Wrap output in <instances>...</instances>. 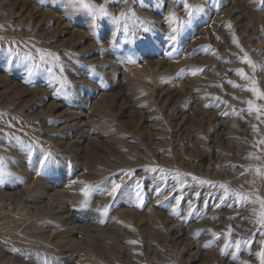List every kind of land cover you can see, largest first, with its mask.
<instances>
[{"label":"rangeland","instance_id":"374dc122","mask_svg":"<svg viewBox=\"0 0 264 264\" xmlns=\"http://www.w3.org/2000/svg\"><path fill=\"white\" fill-rule=\"evenodd\" d=\"M88 2L0 0V264H262L264 0Z\"/></svg>","mask_w":264,"mask_h":264},{"label":"bare ground","instance_id":"6f19581e","mask_svg":"<svg viewBox=\"0 0 264 264\" xmlns=\"http://www.w3.org/2000/svg\"><path fill=\"white\" fill-rule=\"evenodd\" d=\"M144 6V5H143ZM193 7V6H192ZM191 7V8H192ZM106 8V7H105ZM104 8V9H105ZM112 11H113V9H112ZM133 13V12H132ZM141 14V13H140ZM139 16V15H138ZM144 16V15H143ZM141 19V18H140ZM180 19V18H179ZM187 19V18H186ZM126 20H128V19H126ZM142 20V19H141ZM129 21V20H128ZM121 22V21H120ZM131 22V21H130ZM115 23V22H114ZM120 24V23H119ZM255 25V24H254ZM128 26V25H127ZM126 26V27H127ZM129 29V28H128ZM133 29V28H132ZM131 29V30H132ZM137 29V28H136ZM244 30H246V28L244 29ZM133 31V30H132ZM132 101H135L134 99L132 100ZM133 106H139L138 104H136V103H133ZM148 110V109H147ZM1 132H0V137H1ZM125 135V134H124ZM4 135H2V137H3ZM15 142V141H14ZM11 143H12V141H11ZM16 143V142H15ZM14 144V143H13ZM15 145V144H14ZM12 148V147H11ZM11 151V150H10ZM9 155V154H8ZM15 155V154H14ZM4 157V156H3ZM15 157V156H14ZM5 158V157H4ZM9 158V157H8ZM104 163V165H106V166H108V167H114L113 166V164H111V163H109V162H107V161H104L103 162ZM102 163V164H103ZM98 164V163H97ZM110 169V168H109ZM1 173V172H0ZM91 175H92V177H89V178H92V179H95L96 177H98L99 175H97V173H95V172H93V170L91 171ZM1 176V175H0ZM88 179V178H87ZM91 179V180H92ZM83 181H84V179H83ZM99 181V180H98ZM89 182H92V181H89ZM81 183V182H80ZM85 184H86V182H85ZM90 185V184H89ZM84 187V186H83ZM88 190V189H87ZM77 191V190H76ZM72 192V191H71ZM81 192V191H80ZM84 194V193H83ZM75 195V194H74ZM76 196V195H75ZM59 208H61V207H59ZM43 220V219H42ZM3 222H5V221H3ZM35 222H37V221H35ZM39 222V221H38ZM6 223V222H5ZM7 224H10L9 222H7ZM37 224V223H36ZM4 225H6V224H4ZM1 226V225H0ZM9 227V226H8ZM17 227V226H16ZM20 227V226H19ZM18 227V228H19ZM43 228L42 227H40L39 225H28V226H26L24 229H21V230H19L18 232H15V233H12V235H11V238L14 240H18V241H26V240H32V242L33 241H36L38 244H39V242H44L45 240H46V232L45 231H43L42 230ZM45 229V228H44ZM14 230V229H13ZM13 230H11V229H9V232L10 231H13ZM8 231V230H7ZM15 231V230H14ZM7 234V233H6ZM48 236V235H47ZM65 238V237H64ZM63 238V239H64ZM7 240H8V238H7ZM9 240H11L10 238H9ZM56 240V239H55ZM70 241H65L64 240V242L62 241V242H60L59 241V243L60 244H58V243H56L55 242V247H57V246H60L59 248H62L63 247V249H65V251H68V252H72V251H76L77 250V248H78V245H79V243H77L76 241H73V239L71 240V239H69ZM10 242H12V240L10 241ZM30 242V241H29ZM21 243V242H20ZM62 243V244H61ZM65 243V244H64ZM16 245H19V243L17 244L16 243ZM33 245V244H32ZM110 245V244H109ZM21 246V245H20ZM26 246V245H25ZM36 246V245H35ZM33 247V246H32ZM51 248V247H50ZM93 250H91V249H86V251H88V252H86V254L84 255L83 253H81V254H83V256H84V260L86 261V262H89V263H92V264H142L139 260H136L135 258H133L132 256H130V253H132V252H130V253H128V252H125L124 250H122L121 248H117V247H112V246H109V247H104V249L102 250V251H99V250H94V247H91ZM84 249V250H85ZM56 250V249H55ZM54 250V251H55ZM58 250V249H57ZM62 250V249H61ZM28 252V250L26 251V253ZM58 252V251H57ZM25 253V254H26ZM73 253H75V252H73ZM134 253V252H133ZM56 254V253H55ZM62 255H63V253H62ZM62 255H60V256H62ZM59 256V257H60ZM64 256V255H63ZM70 256V255H69ZM83 256H82V260H83ZM137 256V255H136ZM71 257H73V256H71ZM58 258V257H57ZM80 258V257H79ZM59 259V258H58ZM66 259V258H65ZM63 260V259H62ZM84 261V262H85Z\"/></svg>","mask_w":264,"mask_h":264},{"label":"snow or ice","instance_id":"6c2138e0","mask_svg":"<svg viewBox=\"0 0 264 264\" xmlns=\"http://www.w3.org/2000/svg\"><path fill=\"white\" fill-rule=\"evenodd\" d=\"M71 3H73L74 5H79L80 7L84 8V9H91L93 14L95 15L97 10L99 11L101 16L107 15V12L105 11L103 6H94L92 4H90L88 2V0H70ZM124 15H126L125 13H121V16L123 17ZM189 15L191 16L192 13L189 12ZM115 19V18H114ZM174 38V37H173ZM46 55H53L51 53H47ZM29 59H31V57H29ZM44 59V55L41 56V60ZM56 59H58V57H56ZM243 62H246L248 64H251L252 62L250 60H248L247 58H245V60ZM49 71H51V69H49ZM62 71V69H61ZM238 74L241 75L243 78H247L244 73L243 70H238ZM231 83V82H230ZM236 86V85H234ZM238 87V86H237ZM247 91H251L253 93H255L257 95L258 98H264V92H260L257 88L253 87L250 89H246ZM250 107L248 109L249 112L253 111V107H252V102L248 101ZM257 111H259L258 109H256ZM50 157V154H48L47 156L44 157V160L41 161V164L43 165L45 163V161L48 160V158ZM120 185H115L112 189V192L110 194H115L116 191L119 189ZM223 187V185L221 186ZM239 195V194H238ZM242 199H247V197H241ZM260 208L261 211L259 213L260 219L257 221L262 227H264V200H260ZM258 255L264 256V253H258ZM262 264H264V260H262Z\"/></svg>","mask_w":264,"mask_h":264}]
</instances>
